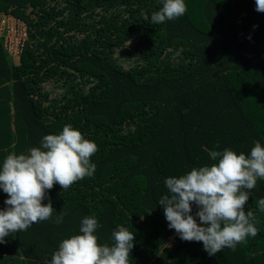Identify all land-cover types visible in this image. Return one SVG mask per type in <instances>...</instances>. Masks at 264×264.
Wrapping results in <instances>:
<instances>
[{"label":"trees","instance_id":"16d2710c","mask_svg":"<svg viewBox=\"0 0 264 264\" xmlns=\"http://www.w3.org/2000/svg\"><path fill=\"white\" fill-rule=\"evenodd\" d=\"M162 3L0 0L27 35L17 62L0 34V163L66 124L98 147L94 175L54 184L42 201L53 217L5 237L0 264H50L88 216L101 244L117 225L134 233L131 264H264V180L245 206L258 234L214 256L182 241L158 205L164 180L212 163L211 151L264 146V13L255 0H185L183 16L153 24Z\"/></svg>","mask_w":264,"mask_h":264},{"label":"clouds","instance_id":"9594fccd","mask_svg":"<svg viewBox=\"0 0 264 264\" xmlns=\"http://www.w3.org/2000/svg\"><path fill=\"white\" fill-rule=\"evenodd\" d=\"M255 10L264 13V0H255ZM186 12L185 0H163L160 9L152 13L151 21L163 24ZM8 16L24 28V41L25 24ZM97 151L94 141L66 124L59 134L45 135L39 147H31L26 153L8 154L0 163V190L7 194L5 207L0 209V244L11 234L51 219L55 212L51 200L42 203L48 190L54 184L66 190L77 181L91 178L96 171L91 157ZM209 156L212 163L167 177L164 184L168 191L160 197L158 205L163 208L169 229H174L182 241L202 242L203 250L214 256L224 248L235 250L248 237L258 234L260 220L252 210L245 211V206L250 190L258 180H264V146L258 140L249 154L224 148L211 151ZM256 207L264 213V198L258 199ZM63 218L61 212L55 223H63ZM99 227L95 216L83 218L80 234L63 239L50 264H131L134 233L117 225L111 233L113 243L101 244L96 235Z\"/></svg>","mask_w":264,"mask_h":264},{"label":"rangeland","instance_id":"374dc122","mask_svg":"<svg viewBox=\"0 0 264 264\" xmlns=\"http://www.w3.org/2000/svg\"><path fill=\"white\" fill-rule=\"evenodd\" d=\"M4 16H6L5 18L11 21V19L8 18V15L0 14V34H3L4 39L6 40L4 45L5 50H7L9 54H12L14 59L18 62L21 52V45L23 39L25 38V31L24 28H21L20 23L16 19L13 18L14 21H11V23L9 22L8 24V21L4 18ZM5 24H7L8 32ZM169 244L170 243H168V245Z\"/></svg>","mask_w":264,"mask_h":264}]
</instances>
